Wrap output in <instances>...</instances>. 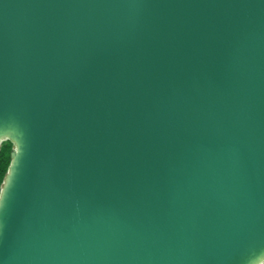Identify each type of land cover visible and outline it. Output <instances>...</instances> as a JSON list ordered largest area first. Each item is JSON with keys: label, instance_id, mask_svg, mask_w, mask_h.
I'll list each match as a JSON object with an SVG mask.
<instances>
[{"label": "water", "instance_id": "obj_1", "mask_svg": "<svg viewBox=\"0 0 264 264\" xmlns=\"http://www.w3.org/2000/svg\"><path fill=\"white\" fill-rule=\"evenodd\" d=\"M0 264H264V0H0Z\"/></svg>", "mask_w": 264, "mask_h": 264}, {"label": "trees", "instance_id": "obj_2", "mask_svg": "<svg viewBox=\"0 0 264 264\" xmlns=\"http://www.w3.org/2000/svg\"><path fill=\"white\" fill-rule=\"evenodd\" d=\"M14 149V144L6 140L0 144V192L4 178L8 173L11 164V152Z\"/></svg>", "mask_w": 264, "mask_h": 264}, {"label": "clouds", "instance_id": "obj_3", "mask_svg": "<svg viewBox=\"0 0 264 264\" xmlns=\"http://www.w3.org/2000/svg\"><path fill=\"white\" fill-rule=\"evenodd\" d=\"M257 255H264V251H261L260 253H258ZM255 259V257H249L246 261V264H252L253 260Z\"/></svg>", "mask_w": 264, "mask_h": 264}, {"label": "snow or ice", "instance_id": "obj_4", "mask_svg": "<svg viewBox=\"0 0 264 264\" xmlns=\"http://www.w3.org/2000/svg\"><path fill=\"white\" fill-rule=\"evenodd\" d=\"M3 195V192H0V196H2Z\"/></svg>", "mask_w": 264, "mask_h": 264}, {"label": "rangeland", "instance_id": "obj_5", "mask_svg": "<svg viewBox=\"0 0 264 264\" xmlns=\"http://www.w3.org/2000/svg\"><path fill=\"white\" fill-rule=\"evenodd\" d=\"M7 175V174H6ZM6 177V176H5ZM4 180H5V178H4ZM3 183H4V181H3ZM3 185V184H2ZM1 189H2V186H1Z\"/></svg>", "mask_w": 264, "mask_h": 264}]
</instances>
